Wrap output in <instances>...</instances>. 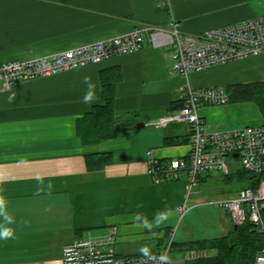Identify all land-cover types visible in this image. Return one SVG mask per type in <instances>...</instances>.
<instances>
[{
	"label": "crops",
	"instance_id": "1",
	"mask_svg": "<svg viewBox=\"0 0 264 264\" xmlns=\"http://www.w3.org/2000/svg\"><path fill=\"white\" fill-rule=\"evenodd\" d=\"M264 16V0H0V61L29 60L131 32L141 25L199 33L242 19ZM172 51L146 43L143 48L34 80L16 82L0 91V195L7 203L13 237L0 239V264H64L63 248L89 234L116 230L115 247L124 256L159 249L173 234L174 249L189 242L229 233L231 218L219 219L197 233L185 217L218 198L178 180L155 183L148 171L149 148L160 159H188L190 123L149 125L183 106L187 88L229 87L264 81V53L234 60L188 78L171 68ZM113 138L86 144L77 120L103 104L102 72L117 71ZM90 76L97 99L83 102ZM12 97L10 100L9 98ZM200 115L209 131H229L264 124L254 101L206 104ZM185 138L166 143V139ZM111 154L112 162L90 170L87 157ZM220 172L225 182L240 178V164ZM50 185V187H49ZM241 187V188H242ZM197 188V189H196ZM240 188V189H241ZM186 204L184 213L181 207ZM168 213L156 226V214ZM139 216L140 219L136 217ZM147 225H151L148 227ZM214 231L215 236L205 237ZM197 248L191 246L189 249Z\"/></svg>",
	"mask_w": 264,
	"mask_h": 264
},
{
	"label": "built area",
	"instance_id": "2",
	"mask_svg": "<svg viewBox=\"0 0 264 264\" xmlns=\"http://www.w3.org/2000/svg\"><path fill=\"white\" fill-rule=\"evenodd\" d=\"M149 43L169 47L171 68L183 78L193 72L213 68L234 60L264 53V16L246 18L204 30L188 33L179 23L170 27L141 25L131 32L90 44L61 50L29 60L0 61V91L8 90L23 80H34L62 71L78 68L113 56L139 50ZM230 98L226 87L187 88L182 107L170 110L149 125L166 126L173 122L190 123L188 159H160L154 148L147 150L148 171L155 183L178 180L185 176L191 187L196 186L204 173L223 172L237 162L241 168L256 175L254 186H245L229 198L219 199L216 205L226 210L232 222L240 225L251 222L264 237V124L248 125L229 131H209L200 109L206 104H221ZM237 154V156L235 155ZM188 210L184 204L182 213ZM116 230L108 235L78 238L63 248L64 264H170L174 249L173 234L159 249L151 253L156 259L124 256L115 247ZM185 259L210 256L213 251L186 249ZM164 254L167 259L160 261ZM254 264H264V247Z\"/></svg>",
	"mask_w": 264,
	"mask_h": 264
},
{
	"label": "trees",
	"instance_id": "3",
	"mask_svg": "<svg viewBox=\"0 0 264 264\" xmlns=\"http://www.w3.org/2000/svg\"><path fill=\"white\" fill-rule=\"evenodd\" d=\"M120 78V72H102L103 104L95 105L83 117L77 120V132L86 144L96 143L105 138L115 137L120 128L114 120L115 86ZM229 101H254L258 104L264 116V81L236 84L227 87ZM180 139H166V143L184 141ZM113 160L111 154H100L94 158L87 157L90 170L104 168ZM240 178L245 186H254L256 175L241 170ZM197 246L194 249L213 251L210 256L186 260L185 264H254L264 246V237L254 224L246 221L240 225L233 224L226 235L209 240L193 241L186 244ZM187 248V249H189ZM186 250V249H185Z\"/></svg>",
	"mask_w": 264,
	"mask_h": 264
},
{
	"label": "rangeland",
	"instance_id": "4",
	"mask_svg": "<svg viewBox=\"0 0 264 264\" xmlns=\"http://www.w3.org/2000/svg\"><path fill=\"white\" fill-rule=\"evenodd\" d=\"M262 16V15H261ZM231 169L234 170L233 166H227V168L224 171H227ZM205 176L207 173H204ZM203 174V175H204ZM211 175L206 176L205 180L198 185V188H201V190L207 191L210 196H212V199L218 198V196H222L228 193H232L234 191L239 190L242 187V183L239 182L237 178H234L232 182H225L224 177L221 175L218 171L210 172ZM197 189V188H196ZM202 211L197 212L194 211L192 213H189L186 217L185 214L180 217V221L184 219L183 224L185 225L188 220L191 221L195 227V231L199 234L202 232H199L200 229L205 228V226H208L209 228L211 225H214L216 227L217 222L219 219H224L228 221V213L225 209L219 207L218 205L212 204H206L203 207ZM216 234L214 231H211L208 233L205 237H211L215 236ZM174 237V236H173ZM264 247V246H263ZM186 251H176L173 249L172 253L170 254V264H185Z\"/></svg>",
	"mask_w": 264,
	"mask_h": 264
},
{
	"label": "clouds",
	"instance_id": "5",
	"mask_svg": "<svg viewBox=\"0 0 264 264\" xmlns=\"http://www.w3.org/2000/svg\"><path fill=\"white\" fill-rule=\"evenodd\" d=\"M82 83L87 85V90L85 92V95L83 96V102L86 104H90L94 100L97 99V95H96L97 85L92 82L90 76H84L82 78ZM9 99L11 100L12 97H10ZM7 203L8 202L5 200L4 196L0 195V216H3L8 223H11L12 217L8 215L6 211ZM167 216H168V213H164V212L157 213L156 220H155L156 226H159L161 223H163L164 220L167 218ZM136 218L140 219L139 216H137ZM147 226L151 227V225H147ZM12 237H13V230L11 228L0 227V239H9ZM140 251L147 259H156V257L151 255L150 250L147 246L142 247ZM166 259L167 257L164 254H161V256L159 257L160 261H165Z\"/></svg>",
	"mask_w": 264,
	"mask_h": 264
},
{
	"label": "water",
	"instance_id": "6",
	"mask_svg": "<svg viewBox=\"0 0 264 264\" xmlns=\"http://www.w3.org/2000/svg\"><path fill=\"white\" fill-rule=\"evenodd\" d=\"M237 156V154H235Z\"/></svg>",
	"mask_w": 264,
	"mask_h": 264
}]
</instances>
